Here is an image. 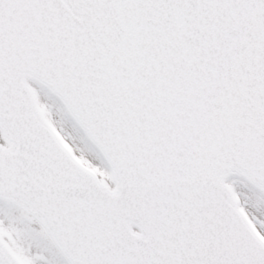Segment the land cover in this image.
<instances>
[{
    "label": "snow or ice",
    "instance_id": "obj_1",
    "mask_svg": "<svg viewBox=\"0 0 264 264\" xmlns=\"http://www.w3.org/2000/svg\"><path fill=\"white\" fill-rule=\"evenodd\" d=\"M0 264H264V0H0Z\"/></svg>",
    "mask_w": 264,
    "mask_h": 264
}]
</instances>
